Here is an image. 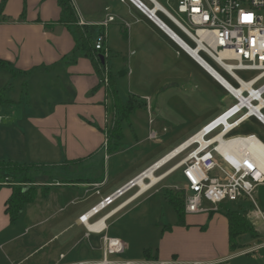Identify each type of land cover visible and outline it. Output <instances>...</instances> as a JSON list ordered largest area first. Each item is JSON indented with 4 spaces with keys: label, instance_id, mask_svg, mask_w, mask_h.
Instances as JSON below:
<instances>
[{
    "label": "rangeland",
    "instance_id": "rangeland-1",
    "mask_svg": "<svg viewBox=\"0 0 264 264\" xmlns=\"http://www.w3.org/2000/svg\"><path fill=\"white\" fill-rule=\"evenodd\" d=\"M158 1L181 23L189 27L186 16L177 12V2ZM158 16L191 48H195V44L164 15L159 13ZM159 49L164 54L162 60L155 56V52ZM123 51L122 58L111 60L112 71L116 73L121 69L131 71L130 75L119 78V95L125 102L132 96H136L141 101L146 98H149L151 103L153 101L156 107L152 113L153 122L150 124L147 109L140 108L130 116V123H123L121 146L118 150L109 153V159L106 161L103 157L104 153L108 154V152L104 150L92 168L71 165L68 175L60 176V169L56 168L47 173H40L36 177L35 186H38L36 199L25 206L20 217L28 226L37 224L32 229L31 235L41 236L42 242L46 245L45 251L51 255V261L54 263L60 261L61 255L66 256V260L60 261L63 262L62 264L103 260L100 237L92 235L91 238H86V230L75 224L76 219L94 207L100 197L95 195L93 186L89 188L78 185L68 186L69 183L85 177L106 178L107 185L102 188L105 195L119 183L137 176L179 146L185 140L183 135L196 128L206 118L208 119L206 121L214 119L235 103L218 81L174 43L164 42L153 36L143 48L134 46ZM132 51H135V56L127 55ZM201 56L226 82L237 86L236 82L207 55L202 53ZM236 74L244 81H250L258 76V72L252 71H237ZM3 81L0 77V85ZM109 106L115 125L118 114L111 98ZM152 132L158 134V140L150 138ZM248 135H255L264 144V126L255 119L246 121L231 137ZM175 162L159 171L157 177ZM40 166L53 167L44 163ZM179 175L180 173H177L164 178L165 180H161V183L107 222L108 236L120 239L128 246L127 253L116 259L144 262L148 260L147 250L151 251L152 257L158 255V250H161L162 255L170 253L174 255L172 259L181 261L188 256L198 254L207 257L211 264H264V225L253 218L250 201L244 202V207L240 211L256 228L259 236L254 240L242 236L240 240L246 244V248L235 251L229 249L226 241L221 239V231L222 233L225 231L226 225L225 219L221 217L208 216L203 222L205 232L191 230L187 234L175 230L169 234L170 232L164 231L167 226L175 227L178 222V215L166 200L164 191L170 188L176 194H183L184 197L185 185ZM69 177L73 180H69ZM59 181L62 184L54 186L55 182ZM42 182L48 185H37ZM23 188L32 187L24 185ZM86 190L90 192L86 194ZM136 191L135 189L127 194L100 216L107 214ZM253 197L264 212V186L259 187ZM205 207L215 209L209 203H205ZM225 208L238 209L239 203L226 202L217 212ZM204 214L207 213H202ZM198 215L188 216H191V220H195L197 219L195 216ZM159 256L161 258L160 254Z\"/></svg>",
    "mask_w": 264,
    "mask_h": 264
},
{
    "label": "crops",
    "instance_id": "crops-1",
    "mask_svg": "<svg viewBox=\"0 0 264 264\" xmlns=\"http://www.w3.org/2000/svg\"><path fill=\"white\" fill-rule=\"evenodd\" d=\"M71 2L74 10L81 14L87 25L104 30L102 25L109 17L114 18L106 28V46L110 53L104 64V68L114 74L130 75L131 71L126 69H121L117 73L112 71L111 60L122 58L123 50L126 48L134 46L143 48L153 36L164 42L174 43L195 62L169 34L129 1L71 0ZM61 13L57 0H8L6 3L4 14L13 18V21L0 22V59L9 63L8 68H0V77L4 80L0 85V93L14 103L0 105V161L33 165L44 163L59 168L60 176H63L70 174L71 162L81 161L80 167L92 168L104 150L108 152L104 153V161L109 159L108 130L113 126L110 121L109 95L101 84L92 60L76 50V39L72 30L59 23ZM23 14L25 19H22ZM134 52L127 55L135 56ZM155 56L160 60L164 59L161 49L155 52ZM142 101L149 114L146 99ZM150 106L153 113L156 107L151 100ZM206 120L185 133L183 135L185 140L182 143L213 119ZM137 176L119 183L105 195L102 188L107 185L106 178L85 177L69 183L68 186L89 188L101 184L100 195L94 192L100 197V202L125 187ZM69 180L73 179L69 177ZM55 184L54 186H58L62 183L59 181ZM37 185L48 184L42 182ZM87 191L89 190H86V194ZM12 194L11 187H0V264H62L60 261L66 258L61 260L60 256V261L52 262L51 255L45 251L46 245L42 242L41 236L31 235L37 224L28 226L20 216L16 221H11L7 213V203ZM191 216H186L187 227L175 226L170 233L167 232L169 234L175 230L186 233L191 230L205 232L203 222L208 216L221 217L226 223L225 231L223 233L221 231V239H224L229 247V222L225 216L219 212L212 215L199 214L195 216L197 217L195 220H191ZM79 217L75 224L85 229ZM159 254L161 255L159 261L164 262L211 264L207 257L198 254L188 256L182 261L172 259L174 255L170 253L162 255L161 250H158Z\"/></svg>",
    "mask_w": 264,
    "mask_h": 264
},
{
    "label": "built area",
    "instance_id": "built-area-1",
    "mask_svg": "<svg viewBox=\"0 0 264 264\" xmlns=\"http://www.w3.org/2000/svg\"><path fill=\"white\" fill-rule=\"evenodd\" d=\"M122 1L131 2L163 31L167 33L168 30L173 33L183 43L178 44L189 56V52L195 51L197 58L191 56L195 62L204 70H209L217 75L218 78L215 79L207 71L216 81L222 83L227 93L235 100L233 105L165 156L167 158L171 153L178 151L171 160L156 170V176L163 168L178 160L159 177L177 173L182 175L185 185L184 208L187 215L217 212L219 207L226 202L250 201L253 218L264 225V212L253 197L254 192L264 186V165L261 161V153L245 147L238 141L254 139L255 142L264 144L255 135L231 137L250 119H255L264 126V0H164L177 2V12L186 16L189 27L181 23L158 0ZM75 12L78 25L86 26L81 14L78 11ZM159 13L193 42L195 48H191L164 23L159 18ZM113 21L114 18L109 17L107 22L102 25L103 33L97 37L94 44L96 51L100 52L104 58H107L110 53L106 46V28ZM202 53L227 73L237 86L226 82L201 56ZM103 71L101 84L109 95L110 104V98L112 99L110 71L106 67H103ZM237 71L258 72V76L250 81H244L238 77ZM146 102L148 103L150 124H152L150 99L146 98ZM110 121L114 126L112 118ZM150 138L158 140V134L152 132ZM160 162L161 160L142 172L122 189L103 198L79 217L80 223L87 230L86 238H91L92 235L100 237L103 260L76 264H202L200 262L182 263L159 260L135 262L116 259V257L127 253L128 246L120 239L108 236L107 222L142 196L136 197L141 187L135 184V181ZM143 181L149 182L148 179ZM100 187L101 184L93 185L96 195H100ZM135 189L137 191L130 197L107 214L100 216ZM89 192L87 191V193ZM205 203L211 204L215 209L206 208ZM65 258L66 256L61 255V260Z\"/></svg>",
    "mask_w": 264,
    "mask_h": 264
},
{
    "label": "trees",
    "instance_id": "trees-1",
    "mask_svg": "<svg viewBox=\"0 0 264 264\" xmlns=\"http://www.w3.org/2000/svg\"><path fill=\"white\" fill-rule=\"evenodd\" d=\"M8 0H2L0 3V22L13 21V18L7 17L4 14V8ZM62 10L59 23L65 24L70 30H72L76 39V50L83 53L90 58L94 64L95 70L100 79H103V67L102 57L100 52L95 49V41L99 35L103 33V29L92 26H79L78 19L72 5L71 0H57ZM22 19H25V14L22 15ZM105 59V58H104ZM9 63L0 59V68H8ZM110 84H111V97L113 101V107L118 114V120L116 124L108 130L109 148L111 153L116 151L121 146V140L123 137V123H130V116L138 109L144 106V102L140 101L136 97H130L125 102L119 95L118 91V78L122 77L118 74L110 72ZM13 100L5 98L3 93H0V105L1 104H13ZM81 161L71 162V165H80ZM55 167H43L33 164H21L12 161H0V187L8 186L13 189V194L7 203V213L9 214L11 221H16L24 210L25 206L30 204L36 199L37 187L35 186L36 177L40 173H47V171H53ZM182 178V175H179ZM24 185H30L32 188L25 189ZM166 200L172 205L178 215V222L175 226L187 227L184 197L183 194H176L172 189L167 188L164 191ZM242 203V204H241ZM239 203V208L232 210L225 208L221 213L225 216L229 222L228 230V243L229 249L235 251L237 249L246 248L240 239L242 236H247L251 240L258 238V233L252 223L244 216L240 209H242L243 203ZM216 212H210L214 214ZM173 226H167L164 231H172ZM148 260H160L159 255L152 257L151 251H146ZM176 259V258H175Z\"/></svg>",
    "mask_w": 264,
    "mask_h": 264
},
{
    "label": "bare ground",
    "instance_id": "bare-ground-1",
    "mask_svg": "<svg viewBox=\"0 0 264 264\" xmlns=\"http://www.w3.org/2000/svg\"><path fill=\"white\" fill-rule=\"evenodd\" d=\"M178 40V39H177ZM181 44H183L180 40H178ZM190 56H192L193 58H197L196 56V52L195 51H191L189 52ZM214 74V73H213ZM215 75V74H214ZM217 77V75H216ZM218 78V77H217ZM221 80V79H220ZM238 143H241L243 145H245V147H248L249 149L255 150V151H259V153H261V161L264 165V145L255 142L254 139H249L247 141H238ZM178 151L171 153V155H169L167 158H163L161 160L160 163H158L157 165H155L154 167H152L151 169H149L148 171H146L144 174L141 175V177H139L136 181L135 184L139 185L141 187V190H139V192L137 193L136 197H140L141 195H143L144 193H146L149 189L153 188L155 185H157L161 180H163L164 178H166L167 174L161 177H157L156 176V170L164 165V163H167L169 160H171ZM144 179H148L149 182L146 183L143 180ZM90 227H92L91 225H89Z\"/></svg>",
    "mask_w": 264,
    "mask_h": 264
},
{
    "label": "water",
    "instance_id": "water-1",
    "mask_svg": "<svg viewBox=\"0 0 264 264\" xmlns=\"http://www.w3.org/2000/svg\"><path fill=\"white\" fill-rule=\"evenodd\" d=\"M167 33L177 42V43H179L180 44V42L177 40V37L173 34V33H171L170 31H168L167 30ZM102 59V62L103 63H105V59H104V57H102L101 58ZM215 79H217V77H216V75H214L211 71H209V70H207ZM221 83V82H220ZM221 85H222V83H221ZM224 85V84H223Z\"/></svg>",
    "mask_w": 264,
    "mask_h": 264
}]
</instances>
